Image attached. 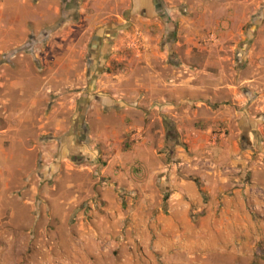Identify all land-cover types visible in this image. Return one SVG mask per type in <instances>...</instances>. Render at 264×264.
Here are the masks:
<instances>
[{
    "label": "rangeland",
    "instance_id": "rangeland-1",
    "mask_svg": "<svg viewBox=\"0 0 264 264\" xmlns=\"http://www.w3.org/2000/svg\"><path fill=\"white\" fill-rule=\"evenodd\" d=\"M53 7L41 20L21 15L34 26L16 45L0 43L1 83L13 72L27 82L21 95L0 88V264H264L262 208L249 209L262 220L250 245L203 249L158 235L127 188L170 177L197 185L203 161L175 127L208 129L211 148L237 135L243 179L249 162L263 160L264 140L249 141L252 128L233 120L264 127V0ZM13 26L6 37L19 41L22 21ZM185 83L205 87L210 100L197 111ZM157 95L171 110L155 108ZM154 191L149 204L164 199Z\"/></svg>",
    "mask_w": 264,
    "mask_h": 264
},
{
    "label": "crops",
    "instance_id": "crops-1",
    "mask_svg": "<svg viewBox=\"0 0 264 264\" xmlns=\"http://www.w3.org/2000/svg\"><path fill=\"white\" fill-rule=\"evenodd\" d=\"M53 5L54 0H0V34H3L1 37L4 38L0 41L1 46L16 45L25 37L24 28L28 27L27 24L34 26L21 15L36 14L37 19L41 20V11L57 13ZM20 20L22 21V26L18 29L21 34L20 40L6 37L7 33L10 34L9 31L15 29L13 25L18 24ZM13 73L6 78V81L2 83L0 81V86L2 85L0 88L5 93L21 95V92L27 88V82L22 80V76L12 75ZM153 87L157 91L156 94H159V88L155 85ZM230 88L233 86L227 87L228 90ZM177 90L176 87H172L167 90V94L176 98ZM213 90H222L219 82L214 84ZM215 91L211 93L214 94ZM186 93L194 95L191 98L194 111H197L203 102L210 100L203 86L194 88L185 83ZM156 97L155 108L163 109V111L171 110V104L168 101L165 102L164 97L160 98L159 95ZM14 121L18 124L21 118L15 117ZM240 121V118L236 116L233 124L240 125L243 130L252 128L248 133L249 141L252 139L251 136L264 140V127L256 128V122L250 120L242 124L239 123ZM220 122L223 124L225 121ZM204 123L207 125V121ZM179 131L175 127L177 138L180 137L186 151L198 155L203 161L199 171L198 169L195 171L198 172L195 173V178L198 179L197 185L170 177L165 185H156L162 193L160 196L164 199H157L155 203L150 204L148 201L151 197L148 193L155 192V185H127V188L134 189L138 196L135 202L138 211L144 218L152 217L155 225L157 223L154 226L157 228V234L175 239V244L180 243L178 240L180 238L190 237L192 238L191 243L189 242L190 246H202L203 249L217 246L219 250H222L224 246L233 243L240 244L242 248L247 247L258 237L260 233L258 229L262 223V220L253 218L249 209L262 208L264 212V151L260 155L263 160L249 162V169H247L249 173L243 179V175H236V172L245 169L242 165L245 155H239L238 138H234L237 135L227 134L223 136V139H219L215 147L211 148L208 144L210 142L208 129L201 128L198 132L183 130L182 135ZM238 133L240 134V130L237 128Z\"/></svg>",
    "mask_w": 264,
    "mask_h": 264
}]
</instances>
